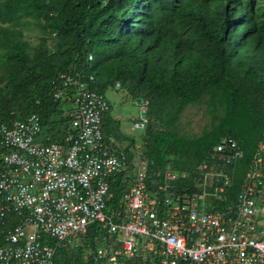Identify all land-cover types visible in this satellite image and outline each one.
<instances>
[{"label":"trees","instance_id":"obj_1","mask_svg":"<svg viewBox=\"0 0 264 264\" xmlns=\"http://www.w3.org/2000/svg\"><path fill=\"white\" fill-rule=\"evenodd\" d=\"M24 21L40 30L36 44L25 39ZM68 69L100 93L112 87L133 101L147 98L140 154L147 185L162 183L169 167L182 191L193 187L199 165L222 136L238 140L242 168L260 139L264 0H0V124L34 112L41 119L39 140L67 146L74 134L71 107L53 98L51 80ZM200 102L210 125L188 135L183 112ZM108 113L106 136L118 132ZM130 142L123 151L127 169L110 181L111 206L133 180ZM101 233L89 226L79 242L56 250L53 264H92L87 251L99 245Z\"/></svg>","mask_w":264,"mask_h":264},{"label":"built area","instance_id":"obj_2","mask_svg":"<svg viewBox=\"0 0 264 264\" xmlns=\"http://www.w3.org/2000/svg\"><path fill=\"white\" fill-rule=\"evenodd\" d=\"M51 87L71 107L67 146L39 140L34 112L0 124V264H53L56 250L91 225L102 232L87 251L92 264H264V127L243 168L238 140L224 135L182 191L169 167L148 187L139 160L111 206L110 181L128 162L102 129L109 101L73 69L57 73ZM139 104L144 116L133 126L145 128L147 98Z\"/></svg>","mask_w":264,"mask_h":264},{"label":"rangeland","instance_id":"obj_3","mask_svg":"<svg viewBox=\"0 0 264 264\" xmlns=\"http://www.w3.org/2000/svg\"><path fill=\"white\" fill-rule=\"evenodd\" d=\"M25 39L32 44L38 42V37L41 35L40 30L33 23H22ZM107 100L110 103L109 116L111 118L118 117L122 127H126V132L140 142L141 135L145 128H135L133 124L138 122L144 114L141 113L140 104L133 101L125 90L121 88L108 87L104 92ZM211 116L206 112L202 102L188 106L183 112L181 118L182 130L188 134H198L204 127L209 126ZM110 124V123H109ZM111 125V124H110ZM137 154L140 157L141 148L137 149Z\"/></svg>","mask_w":264,"mask_h":264},{"label":"crops","instance_id":"obj_4","mask_svg":"<svg viewBox=\"0 0 264 264\" xmlns=\"http://www.w3.org/2000/svg\"><path fill=\"white\" fill-rule=\"evenodd\" d=\"M108 118L110 119L109 113L107 114ZM110 121L112 124L117 125L118 132L112 133L108 136H111L114 138L117 146L124 151L125 148L130 147L132 143L130 142V138L134 140V145L130 148V150L133 152V162L136 164L141 159L137 154V149L141 148L142 142H143V134L141 135L140 142L136 141L134 136L128 134L126 132V127H122L120 123V119L118 117L111 118ZM144 133V132H143Z\"/></svg>","mask_w":264,"mask_h":264},{"label":"clouds","instance_id":"obj_5","mask_svg":"<svg viewBox=\"0 0 264 264\" xmlns=\"http://www.w3.org/2000/svg\"><path fill=\"white\" fill-rule=\"evenodd\" d=\"M231 9H233V6L231 7ZM238 9H240V6H239V4H238V5L236 4V6H235V10H238ZM238 17H239V16H237L236 19H238ZM139 101H140V100H138V101H136V102L139 103ZM145 128H146V127H145Z\"/></svg>","mask_w":264,"mask_h":264}]
</instances>
